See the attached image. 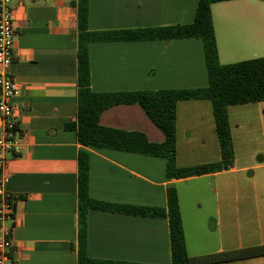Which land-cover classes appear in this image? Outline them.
I'll return each instance as SVG.
<instances>
[{"label": "crops", "instance_id": "obj_1", "mask_svg": "<svg viewBox=\"0 0 264 264\" xmlns=\"http://www.w3.org/2000/svg\"><path fill=\"white\" fill-rule=\"evenodd\" d=\"M77 1L13 0L15 42L11 72L18 84L13 105L24 139L23 149L8 164L11 178L7 187L15 195V264H78L80 150L90 154L91 197L112 204L167 207L169 186L178 188L180 182L216 177L234 169L232 166L172 179L166 175L164 157L87 147L79 142L76 131L65 128L67 122L76 120L78 111ZM198 1L88 0L87 28L119 31L190 24ZM211 9L221 63L264 56V0L216 2ZM89 63L90 88L95 92L198 88L209 84L204 43L196 37L92 42ZM100 123L143 132L153 142L165 139L138 103L117 104L104 110ZM230 123L234 136L231 119ZM192 137L211 139L221 159L213 107L208 99L181 100L177 105L180 167L190 165L182 152ZM180 207L190 256L264 244L263 199L246 194L218 197L214 213L208 212L197 223H190L202 247L192 253L181 202ZM87 250L95 259L172 264L169 221L92 209L88 213ZM213 264H264V255Z\"/></svg>", "mask_w": 264, "mask_h": 264}, {"label": "trees", "instance_id": "obj_2", "mask_svg": "<svg viewBox=\"0 0 264 264\" xmlns=\"http://www.w3.org/2000/svg\"><path fill=\"white\" fill-rule=\"evenodd\" d=\"M228 0H199L192 23L141 30L89 31L88 0L77 1L78 21V111L65 128L77 132L81 144L98 149L139 152L167 159L166 175L183 179L228 170L234 163V144L229 107L264 101V56L223 64L219 60L212 4ZM201 38L204 43L209 84L198 88H171L103 93L90 88L89 44L97 41L130 39ZM208 99L212 103L221 159L214 163L180 167L177 164V105L181 100ZM140 104L151 121L163 132L162 142L150 141L140 131L102 125L104 110L117 104ZM90 154H78V264H143L95 259L89 256L88 213L92 209L112 210L169 221L172 264H213L264 255V244L190 256L176 186L167 188V207L112 204L91 197Z\"/></svg>", "mask_w": 264, "mask_h": 264}, {"label": "rangeland", "instance_id": "obj_3", "mask_svg": "<svg viewBox=\"0 0 264 264\" xmlns=\"http://www.w3.org/2000/svg\"><path fill=\"white\" fill-rule=\"evenodd\" d=\"M229 116L234 126V169L216 177H195L178 184L191 253L202 247L198 233L191 232L190 223L192 220L197 223L208 212L214 213L218 197L234 198L246 194L264 200V101L233 106ZM203 140L192 137L184 145L182 157L185 162H190L189 166L219 161L214 142ZM252 172L254 174L250 175Z\"/></svg>", "mask_w": 264, "mask_h": 264}, {"label": "built area", "instance_id": "obj_4", "mask_svg": "<svg viewBox=\"0 0 264 264\" xmlns=\"http://www.w3.org/2000/svg\"><path fill=\"white\" fill-rule=\"evenodd\" d=\"M14 42L13 0H0V264H15V195L7 187L11 178L8 164L11 157L19 154L24 145L13 105L18 87L11 72Z\"/></svg>", "mask_w": 264, "mask_h": 264}, {"label": "water", "instance_id": "obj_5", "mask_svg": "<svg viewBox=\"0 0 264 264\" xmlns=\"http://www.w3.org/2000/svg\"><path fill=\"white\" fill-rule=\"evenodd\" d=\"M262 159H263L262 157L259 158L260 161H262Z\"/></svg>", "mask_w": 264, "mask_h": 264}]
</instances>
